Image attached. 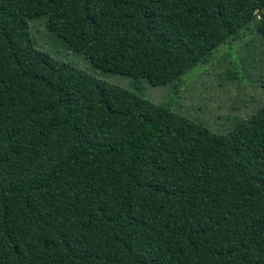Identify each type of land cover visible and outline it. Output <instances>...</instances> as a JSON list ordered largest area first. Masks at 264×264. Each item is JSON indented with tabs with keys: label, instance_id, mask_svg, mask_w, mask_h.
<instances>
[{
	"label": "trees",
	"instance_id": "obj_1",
	"mask_svg": "<svg viewBox=\"0 0 264 264\" xmlns=\"http://www.w3.org/2000/svg\"><path fill=\"white\" fill-rule=\"evenodd\" d=\"M264 0H0V264H264V105L219 134L38 48L179 80Z\"/></svg>",
	"mask_w": 264,
	"mask_h": 264
},
{
	"label": "rangeland",
	"instance_id": "obj_2",
	"mask_svg": "<svg viewBox=\"0 0 264 264\" xmlns=\"http://www.w3.org/2000/svg\"><path fill=\"white\" fill-rule=\"evenodd\" d=\"M38 48L97 78L129 88L143 97L168 105L219 134L232 130L264 105V37L254 23L219 47L207 62L179 80L153 86L147 78L129 77L100 69L46 26V17L30 20Z\"/></svg>",
	"mask_w": 264,
	"mask_h": 264
},
{
	"label": "water",
	"instance_id": "obj_3",
	"mask_svg": "<svg viewBox=\"0 0 264 264\" xmlns=\"http://www.w3.org/2000/svg\"><path fill=\"white\" fill-rule=\"evenodd\" d=\"M263 10H264V8H263Z\"/></svg>",
	"mask_w": 264,
	"mask_h": 264
}]
</instances>
